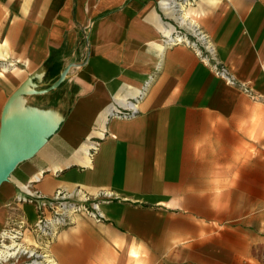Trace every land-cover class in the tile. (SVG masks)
Wrapping results in <instances>:
<instances>
[{
	"label": "crops",
	"instance_id": "1",
	"mask_svg": "<svg viewBox=\"0 0 264 264\" xmlns=\"http://www.w3.org/2000/svg\"><path fill=\"white\" fill-rule=\"evenodd\" d=\"M180 15L238 84L164 44ZM149 81L136 117L108 119ZM10 138L32 152L0 185V233L17 214L37 221L16 202L29 190L114 197L101 220L80 213L59 231L57 264L252 262L244 247L264 233V0H0V148Z\"/></svg>",
	"mask_w": 264,
	"mask_h": 264
},
{
	"label": "built area",
	"instance_id": "2",
	"mask_svg": "<svg viewBox=\"0 0 264 264\" xmlns=\"http://www.w3.org/2000/svg\"><path fill=\"white\" fill-rule=\"evenodd\" d=\"M168 9L173 8L182 12L179 5L167 2ZM162 41L166 46L185 45L192 48L198 57L213 73L225 80L229 85L238 84L229 69L220 61L216 44L211 36L196 23L185 21L180 16L176 22L166 23L162 32ZM153 80V78H152ZM150 82H147L138 97L126 103L116 104L108 111V119H132L139 114V104L145 97ZM40 179H36V184ZM29 197H22L16 202L19 204H33L37 210V221L28 225L21 214L11 216L6 229L0 233V264H57L48 251L60 230L73 224L74 216L80 213L96 220H101L103 214L101 205L114 197L107 192L91 195L81 187L75 189H58L53 197H46L41 191H28ZM32 233L37 245L27 242V233Z\"/></svg>",
	"mask_w": 264,
	"mask_h": 264
},
{
	"label": "water",
	"instance_id": "3",
	"mask_svg": "<svg viewBox=\"0 0 264 264\" xmlns=\"http://www.w3.org/2000/svg\"><path fill=\"white\" fill-rule=\"evenodd\" d=\"M65 77V74L62 75L61 79L55 83V87L64 81ZM23 92L24 90L19 91L16 95ZM31 152L32 149L26 150V146L16 138L4 140L3 148H0V185L7 180L9 174L13 171L18 162L22 160L23 157L28 156Z\"/></svg>",
	"mask_w": 264,
	"mask_h": 264
},
{
	"label": "rangeland",
	"instance_id": "4",
	"mask_svg": "<svg viewBox=\"0 0 264 264\" xmlns=\"http://www.w3.org/2000/svg\"><path fill=\"white\" fill-rule=\"evenodd\" d=\"M244 250L248 253L250 250L253 254L252 262L246 264H264V233L261 231H256L252 235V244L251 246L246 245ZM26 259L22 260L20 264H25ZM8 264H13L9 262Z\"/></svg>",
	"mask_w": 264,
	"mask_h": 264
},
{
	"label": "bare ground",
	"instance_id": "5",
	"mask_svg": "<svg viewBox=\"0 0 264 264\" xmlns=\"http://www.w3.org/2000/svg\"><path fill=\"white\" fill-rule=\"evenodd\" d=\"M186 15V14H185ZM185 15H183V16H181L182 18H183V20H187V18H186V16ZM178 17V16H177ZM5 71H9V69L7 68V67H5Z\"/></svg>",
	"mask_w": 264,
	"mask_h": 264
}]
</instances>
